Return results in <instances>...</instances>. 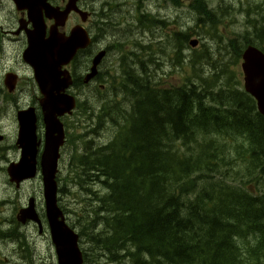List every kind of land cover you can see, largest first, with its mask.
Masks as SVG:
<instances>
[{
	"label": "trees",
	"instance_id": "trees-1",
	"mask_svg": "<svg viewBox=\"0 0 264 264\" xmlns=\"http://www.w3.org/2000/svg\"><path fill=\"white\" fill-rule=\"evenodd\" d=\"M191 6L196 27L204 23L206 37L218 40L215 52L202 44L192 59L211 63L228 54L230 60L215 62L222 72L202 79L174 47V64L190 67L191 76L156 87L135 53L133 66L120 62V76L110 79L114 90L123 88L125 100H112L126 101L122 123L113 140L95 148L89 143L77 160L75 184L90 209L76 215L78 230L70 226L79 234L84 264H264V118L236 70L247 45L264 52V9L254 20L245 9V30L225 40L218 28L232 14L204 0ZM189 37L190 30L171 39L185 46ZM149 58L153 63V53ZM226 164L235 167L234 177L242 172L243 186L225 178ZM13 221L0 225V240L26 253V235Z\"/></svg>",
	"mask_w": 264,
	"mask_h": 264
},
{
	"label": "rangeland",
	"instance_id": "rangeland-1",
	"mask_svg": "<svg viewBox=\"0 0 264 264\" xmlns=\"http://www.w3.org/2000/svg\"><path fill=\"white\" fill-rule=\"evenodd\" d=\"M256 1L258 0H251V2H248L247 4L242 1L241 7H245V9L250 12L249 20H254L258 18L259 15L263 16L262 10L264 8L262 7L264 4H256ZM212 4H214V7L218 6V8H215L216 11L223 9L226 6L231 8L228 12L229 14H232V16H230V18L226 17L224 20V26H226L227 29H224L223 27L221 28L224 37L230 35V32L232 31L238 32L245 29L244 21L246 18L241 16L239 12H236L237 9H240L239 0H235V3L233 4L230 0H221L220 2L215 1ZM229 4H231V6ZM159 5L160 4L157 3L150 6V11L155 14L159 12L160 14L157 19L164 22V25L159 24L155 27L156 30H152L151 26L153 24L151 23V16L147 17V20H143L144 28L134 26L133 24L129 25L126 18L112 20L113 23L122 22V25L119 26V28L123 31V33L120 34L118 38L104 41L106 46H110L113 49L111 50V55H109L101 65L100 71L103 74L107 71H112V69L117 68V63L120 64V62H125L126 64L133 66V64L130 63L131 54L127 55L125 49H120V47L128 45L129 47H134L133 53L138 56L140 61L142 60L143 62H146L147 73L152 72L154 79L151 81L154 85L161 84V80L164 82L180 83L181 79L184 80V78L191 76L190 67H187V69H181V67H179L176 63L174 64L175 61L172 53L174 47L180 52V55L182 51V54L185 57L184 61H187V57H189L190 62L194 63L196 73L202 77V79H209L210 77L219 75L222 72L223 67L215 62H220L222 65H225V63L230 60L228 58V54H225L223 57H217L215 55V59L211 56L212 59H214L211 63L206 62L203 56L199 57L197 62H195L192 59V57H195L193 52H191L192 49L187 47L188 42L185 43V46H182V42L177 44V41L174 42L173 39L166 37L169 32L168 27L166 26L168 23H174V27L172 26L171 30L184 31L187 27H195L194 17H191L185 8L182 11H177L175 15L174 8L163 9ZM184 15H187V17H184ZM137 17L138 13L131 21L134 22L138 19ZM171 18L175 21H170ZM234 19L237 20L236 23H233L232 20ZM112 26L115 27L114 24ZM230 26L233 30L230 29ZM143 32H145L144 35L142 34ZM234 32H232V34H234ZM190 39H197L199 41L200 45H198L197 50L200 48L201 44H203L206 46V49H210L211 53L216 51L218 42L217 39L212 40L211 38L206 37V35L201 37L194 35ZM160 50H163L164 53ZM151 53H153L154 56L152 59L153 63L155 61L153 66H150L152 63H148ZM17 62L19 63V60H17ZM183 66H186L185 62ZM237 68L239 69V67ZM25 72L29 75L28 71ZM3 73L4 70L0 69V78ZM101 85L106 88L108 85L107 80L104 79V82L101 83ZM96 87L97 86L94 84H90L87 87L85 86L84 90H77V93L81 96L83 107L89 109V105L93 104V106L98 109L100 114H95L90 109L87 110L86 114L88 118L91 122H94L90 125V127H81V124L83 125L84 121L80 120V118L78 120L75 119L77 113L74 118L67 120L68 122H73L72 120L75 119L74 126L72 128L74 135L77 136L70 139V145L67 149H65L59 166L58 184L59 188H64L63 194L59 195L60 206L66 215L68 224H73V227L76 230L79 229L76 222V215L82 213L83 210L90 209V207H85V204L89 203V197L84 195L80 190V187L75 184L76 176L79 174L77 169L79 154L89 143H91V146L95 148L113 140L115 134L110 127H119L122 123L121 117L125 114L123 111L126 109V106H117L112 101V96L118 95L120 97V95H122L123 88L121 91L112 89L109 90L107 88L108 99H104L96 94ZM17 95L20 98L17 103H1L0 98V135L4 136V143L3 145L0 144V203L2 202L0 216L6 220L15 218V215L19 210L17 206H23L26 204L30 197L36 198L37 203H39L38 212L41 214L44 212V204L42 203V183L40 177L25 183L19 189H16L14 185L9 183L5 172L9 164L18 158V152L15 147L17 130L16 111L24 108L30 103L29 96H25L23 100L21 99L22 96L20 93ZM122 100H125L123 95ZM123 103L126 104V101H123ZM33 106L37 109L39 105L38 103H35ZM109 117H113L112 120H110ZM38 130L43 137V130L41 129L40 124ZM93 130H96L95 134L92 132ZM234 169V166L226 164L224 169L222 167V173L225 174V178L230 179L233 177L234 182L232 183L243 186L246 180H242V183L240 182L243 178L242 172L239 173V169L236 170L237 173L240 174V178L234 177ZM90 188L92 191V186ZM97 190L102 191V186L96 188V191ZM0 225H3L1 218ZM19 228L18 230H20ZM24 231L28 233V235H26L23 232L26 237H28L30 243L29 249H26V253L14 245L7 247L0 246V255L7 257V261L9 262L8 264H56L54 249L51 245L47 231H43L40 236L37 235L33 228L25 229ZM28 252L30 253V256Z\"/></svg>",
	"mask_w": 264,
	"mask_h": 264
},
{
	"label": "water",
	"instance_id": "water-1",
	"mask_svg": "<svg viewBox=\"0 0 264 264\" xmlns=\"http://www.w3.org/2000/svg\"><path fill=\"white\" fill-rule=\"evenodd\" d=\"M75 1L71 0L66 11L61 13L58 20L63 22L71 10H75ZM22 7L35 9L34 3L25 0H16ZM33 15V14H32ZM58 24L59 21H58ZM32 32L29 36V50L25 59L35 66V80L44 95L40 101L42 122L44 125L43 152L40 156L39 169L43 180V195L45 199L46 216L49 223L52 243L55 246L58 264H82V253L78 247V237L64 223L62 212L57 207V185L55 182L59 150L64 144V131L58 117L70 114L75 107L74 99L65 95L64 91L71 84L70 77L62 72V66L69 64L78 50L89 44L88 34L81 27L74 28L68 37L51 34L48 39H40L42 48L36 47V41L42 34ZM196 42H191L192 47ZM105 53L98 54L93 62L90 73L85 82H89L97 74V66ZM243 84L244 90L256 102L258 113L264 117V54L253 47H248L243 53ZM37 61L45 63L40 65ZM19 123L17 146L21 150V159L17 164L7 168L9 180L17 186L25 180L33 179L37 173V118L31 108L17 114ZM1 140V138H0ZM17 221L25 224L26 221L38 223L34 211V201L31 199L26 208L21 209Z\"/></svg>",
	"mask_w": 264,
	"mask_h": 264
},
{
	"label": "flooded vegetation",
	"instance_id": "flooded-vegetation-1",
	"mask_svg": "<svg viewBox=\"0 0 264 264\" xmlns=\"http://www.w3.org/2000/svg\"><path fill=\"white\" fill-rule=\"evenodd\" d=\"M41 1L54 9L60 10L64 9L68 3V0ZM157 3L160 4L159 6L161 8L168 9L176 7V5H178V7L190 6L192 0H177V4H175L176 0H78L76 2V7L90 14V18L88 22L84 24V27L92 37V46L89 50L83 52L84 55H89V57H91L102 49H104L107 54H111L113 48L105 46L103 39L115 38L117 37L116 34L119 33L118 28L112 26L114 24L112 20L120 18L134 19L135 15L141 10L146 9L147 13H149L150 6ZM12 4V0H0V14H3L2 18L8 21V23L12 22V20L16 22V26L13 29L6 24L7 31L0 33V44L3 43L1 51L3 67L9 69L10 62H15L16 58H19L21 63L31 72L27 64L22 61V54L28 46L26 30H32V23L29 22L26 11L17 10L16 7L14 9ZM5 6L8 7L5 8ZM143 15V13H140V16ZM43 18V22H45L44 24L46 26V36H48L49 28L54 22L45 17L44 13ZM79 18L80 16L77 13H71L67 25L71 23V20L74 21L72 26L79 24ZM62 31H65V29ZM2 39H5V41L3 42ZM133 51L134 50H131L130 52ZM86 72L87 70L83 72L81 76L85 75ZM31 97L38 100V96L35 94H32ZM8 263L6 256H0V264Z\"/></svg>",
	"mask_w": 264,
	"mask_h": 264
},
{
	"label": "bare ground",
	"instance_id": "bare-ground-1",
	"mask_svg": "<svg viewBox=\"0 0 264 264\" xmlns=\"http://www.w3.org/2000/svg\"><path fill=\"white\" fill-rule=\"evenodd\" d=\"M140 13H143L144 15L143 16H140ZM159 12L157 13V14H155V13H153L152 11H150L149 13H147V11H146V9L145 10H141L139 13H138V19H136L134 22H132L131 20L132 19H129V18H126V20H127V23L129 24V25H134V26H140V28H144V23H143V20H147V18H145V17H149V16H151V18H152V20H151V23L153 24L151 27H152V30H156V28L155 27H157L159 24H162V25H164V22L163 21H161V20H158L157 18H158V16H159ZM145 16V17H144ZM130 22V23H129ZM122 25V22H117V23H114V26L116 27V28H118V30H119V33L118 34H116V36L117 37H115V38H118V36L120 35V34H122L123 33V31L119 28V26H121ZM148 32V31H147ZM143 35L145 34V32H143L142 33ZM115 38H111L112 40L113 39H115ZM104 41H106V40H110V39H103ZM104 45H105V42H104ZM106 46V45H105ZM107 47H110V46H107ZM161 51V50H160ZM145 63V66H147L146 65V62H144ZM155 64V61H154V63H152V64H150V66H153ZM80 79L82 80V81H84V78H82V77H80ZM152 79H154V77H152L151 78V80ZM151 83H152V81H151ZM90 84H92V83H88V85H90ZM87 85V86H88ZM152 85L153 86H155L156 87V85H154L153 83H152ZM77 90H79L78 88L76 89V92H77ZM4 138V137H3ZM108 143V142H107ZM166 143V142H165ZM104 144H106V143H104ZM172 144V143H171ZM201 151V150H200ZM20 159L21 158H19L18 159V161L16 162V164L17 163H19L20 162ZM11 164V163H10ZM38 177H40V179H41V183H42V191H43V189H44V187H43V180H42V175H41V172L40 171H37V173H36V176L31 180V181H33V180H35V179H37ZM9 181V183L10 184H12V185H14V187H17V185L15 184V183H12V182H10V180H8ZM30 182V181H29ZM20 188V187H19ZM19 188H16V189H19ZM59 190H60V188H59V184H58V189H57V194H58V198H59ZM31 199H35V198H33V197H30L29 199H28V201H30ZM43 199V198H42ZM59 201H60V198H59ZM18 212H19V210H18ZM18 212H17V214H18ZM16 214V215H17ZM16 215H15V217H16ZM66 223L68 224V222H67V219H66ZM45 224L47 225L48 223L47 222H45ZM69 225V224H68ZM19 226V225H18ZM70 226V225H69ZM71 227V226H70ZM29 228H32V227H26L25 229H29ZM75 231V233L77 234V237H78V241H79V243H80V237H79V234H78V232L76 231V230H74ZM43 233V231L41 232V234ZM12 245H14V244H12ZM14 246H16V245H14ZM0 256H2V255H0Z\"/></svg>",
	"mask_w": 264,
	"mask_h": 264
}]
</instances>
